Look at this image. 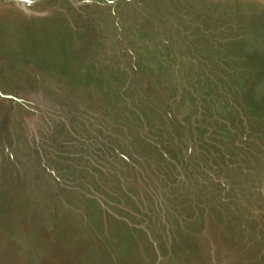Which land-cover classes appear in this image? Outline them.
<instances>
[{
    "label": "rangeland",
    "instance_id": "1",
    "mask_svg": "<svg viewBox=\"0 0 264 264\" xmlns=\"http://www.w3.org/2000/svg\"><path fill=\"white\" fill-rule=\"evenodd\" d=\"M0 264H264V0H0Z\"/></svg>",
    "mask_w": 264,
    "mask_h": 264
}]
</instances>
